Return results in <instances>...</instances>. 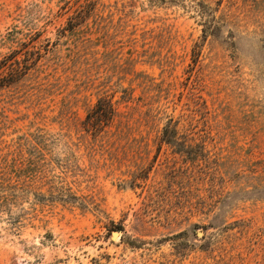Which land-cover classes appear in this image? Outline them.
Masks as SVG:
<instances>
[{
    "label": "rangeland",
    "instance_id": "374dc122",
    "mask_svg": "<svg viewBox=\"0 0 264 264\" xmlns=\"http://www.w3.org/2000/svg\"><path fill=\"white\" fill-rule=\"evenodd\" d=\"M0 264H264V0H0Z\"/></svg>",
    "mask_w": 264,
    "mask_h": 264
},
{
    "label": "water",
    "instance_id": "95a60500",
    "mask_svg": "<svg viewBox=\"0 0 264 264\" xmlns=\"http://www.w3.org/2000/svg\"><path fill=\"white\" fill-rule=\"evenodd\" d=\"M115 235H118V232L114 231L113 232V237H115Z\"/></svg>",
    "mask_w": 264,
    "mask_h": 264
}]
</instances>
